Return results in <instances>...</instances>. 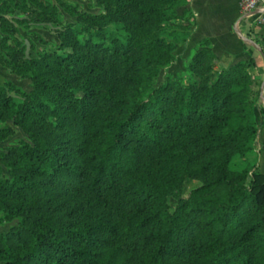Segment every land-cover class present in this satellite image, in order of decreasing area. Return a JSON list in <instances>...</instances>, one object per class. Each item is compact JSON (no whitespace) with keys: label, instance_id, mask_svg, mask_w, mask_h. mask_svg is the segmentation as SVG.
<instances>
[{"label":"trees","instance_id":"16d2710c","mask_svg":"<svg viewBox=\"0 0 264 264\" xmlns=\"http://www.w3.org/2000/svg\"><path fill=\"white\" fill-rule=\"evenodd\" d=\"M91 1L0 0V65L31 81L0 83V142L25 134L0 150V264H264L255 59L218 67L202 40L157 84L188 0Z\"/></svg>","mask_w":264,"mask_h":264},{"label":"crops","instance_id":"0c3cea01","mask_svg":"<svg viewBox=\"0 0 264 264\" xmlns=\"http://www.w3.org/2000/svg\"><path fill=\"white\" fill-rule=\"evenodd\" d=\"M187 6L192 10L195 18V25L185 42L187 53L195 50L200 41L207 40L217 57L218 67H228L253 57L256 66L250 71L257 76L260 74L258 72L263 71L264 74V59L261 51L237 34L238 31L242 36L250 39L256 34L264 40V24L254 26L252 17H242L239 0H188ZM260 107L264 108V90L262 93L260 91L257 102L258 133L254 151L250 155L251 159L257 162L258 169L264 172V113L260 112Z\"/></svg>","mask_w":264,"mask_h":264},{"label":"rangeland","instance_id":"374dc122","mask_svg":"<svg viewBox=\"0 0 264 264\" xmlns=\"http://www.w3.org/2000/svg\"><path fill=\"white\" fill-rule=\"evenodd\" d=\"M74 1L78 2L85 10H89L92 12L98 10L97 7H94L92 5L93 2L91 0H74ZM60 12H61L62 21L72 20V18L67 16L62 9H60ZM52 28L53 27L51 25H30L28 28L20 27L19 28L20 37L28 42L29 39H33L34 33H37L47 42L55 43L58 41V39L54 34V32L52 31ZM186 40L183 41L182 37H179V39L177 40L176 43L177 45L175 49V57H176L175 61L174 63L163 68L160 71L159 75L156 78L157 84H160L168 76L175 78L176 77L185 78L186 76H188V72L186 70V63L189 60L190 54L193 51H189V53H187L188 48L185 47ZM262 72H258L260 73L258 76L254 75L257 80V85L255 86V89H260L262 80L264 78L263 76L264 74ZM6 81H11L12 83H14L16 86H18L20 89L24 91H28L31 87V81L29 79L16 76L15 74L10 73L4 66L0 65V83H4ZM4 125L5 123L0 122V127ZM24 138H25V134L23 133V131L18 127H14V133L8 136L5 140L0 142V150H2V148L5 146L16 144L20 139H24ZM249 158L251 159V157ZM198 184L199 183L197 181L188 180L185 186V193H187L191 188L197 186ZM170 203L173 204V201L170 200ZM14 223L15 221L0 223V231H6Z\"/></svg>","mask_w":264,"mask_h":264},{"label":"built area","instance_id":"2783aa9c","mask_svg":"<svg viewBox=\"0 0 264 264\" xmlns=\"http://www.w3.org/2000/svg\"><path fill=\"white\" fill-rule=\"evenodd\" d=\"M264 8V0H239V9L242 15L252 17V24L260 26L264 24V10L260 13H253L254 10Z\"/></svg>","mask_w":264,"mask_h":264},{"label":"water","instance_id":"95a60500","mask_svg":"<svg viewBox=\"0 0 264 264\" xmlns=\"http://www.w3.org/2000/svg\"><path fill=\"white\" fill-rule=\"evenodd\" d=\"M264 10V8H262V9H258V10H254L253 11V13H260V12H262ZM248 14H245V15H243L242 17H246ZM241 19V18H240ZM239 21V20H238ZM237 34L243 39V40H246V41H248L249 43H251V44H253L254 46H256V48L258 49V50H260L261 51V47L254 41V40H252V39H250V38H247V37H245V36H242L238 31H237ZM263 59H264V57H263ZM263 88H264V78H263V80H262V83H261V86H260V90L261 91H263Z\"/></svg>","mask_w":264,"mask_h":264}]
</instances>
